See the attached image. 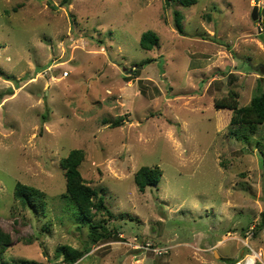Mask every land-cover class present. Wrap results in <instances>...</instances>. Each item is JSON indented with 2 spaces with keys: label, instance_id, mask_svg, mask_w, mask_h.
<instances>
[{
  "label": "rangeland",
  "instance_id": "1",
  "mask_svg": "<svg viewBox=\"0 0 264 264\" xmlns=\"http://www.w3.org/2000/svg\"><path fill=\"white\" fill-rule=\"evenodd\" d=\"M59 4L0 0V229L11 236L0 264H65V244L88 249L73 264H239L252 253L264 264V122L231 138V111L214 106L264 91V0L257 20L253 0ZM146 30L158 36L150 50ZM74 148L113 213L111 235L93 244L61 197ZM141 166L160 169L142 191ZM17 181L44 192V210L14 199Z\"/></svg>",
  "mask_w": 264,
  "mask_h": 264
},
{
  "label": "trees",
  "instance_id": "2",
  "mask_svg": "<svg viewBox=\"0 0 264 264\" xmlns=\"http://www.w3.org/2000/svg\"><path fill=\"white\" fill-rule=\"evenodd\" d=\"M72 0H60L59 6H67ZM169 1V0H166ZM185 6L192 4L196 0H174ZM177 25V24H176ZM179 27V26H178ZM140 45L145 49H153L158 42V36L152 30H146L140 35ZM151 59H147L146 62ZM238 94L230 91L229 94L221 98L214 99V106L217 109H226L231 111L228 128V136L239 140H246L249 135L256 133L259 124L264 122V91L257 88L256 93L251 97L249 103L239 106ZM118 123V121L116 122ZM116 125V124H114ZM84 158L82 149H71L66 156L61 159V165L64 169L65 191L61 194L72 206H74L81 218L89 223L90 233L87 243L93 244L102 238L111 235V230L107 227L108 219L113 217L112 211L105 204L102 195L97 190L90 187L82 177L79 164ZM160 175L158 166H141L134 175V180L140 191L146 186L157 182ZM13 197L23 208H33L34 210H44L45 194L43 191L23 184L19 181L15 183ZM105 216L100 218L97 223L91 222L97 215ZM262 223L264 222V213H262ZM11 242L9 233L0 229V255L4 252L7 245ZM88 249H76L69 245H60L57 247V254L62 255V261L65 264H73L79 260ZM24 264V261L23 263ZM31 264H44L33 261Z\"/></svg>",
  "mask_w": 264,
  "mask_h": 264
},
{
  "label": "built area",
  "instance_id": "3",
  "mask_svg": "<svg viewBox=\"0 0 264 264\" xmlns=\"http://www.w3.org/2000/svg\"><path fill=\"white\" fill-rule=\"evenodd\" d=\"M64 74L66 75L67 72H64ZM256 257L255 255L252 253V254H247L245 255L244 258L240 259V262H238L239 264H255V261H256Z\"/></svg>",
  "mask_w": 264,
  "mask_h": 264
},
{
  "label": "water",
  "instance_id": "4",
  "mask_svg": "<svg viewBox=\"0 0 264 264\" xmlns=\"http://www.w3.org/2000/svg\"><path fill=\"white\" fill-rule=\"evenodd\" d=\"M251 18L257 20L258 18V0H253V7L251 11Z\"/></svg>",
  "mask_w": 264,
  "mask_h": 264
},
{
  "label": "crops",
  "instance_id": "5",
  "mask_svg": "<svg viewBox=\"0 0 264 264\" xmlns=\"http://www.w3.org/2000/svg\"><path fill=\"white\" fill-rule=\"evenodd\" d=\"M258 2H259V0H258Z\"/></svg>",
  "mask_w": 264,
  "mask_h": 264
}]
</instances>
